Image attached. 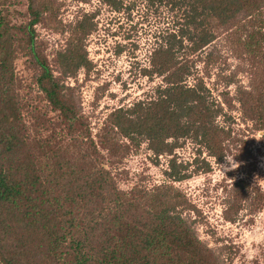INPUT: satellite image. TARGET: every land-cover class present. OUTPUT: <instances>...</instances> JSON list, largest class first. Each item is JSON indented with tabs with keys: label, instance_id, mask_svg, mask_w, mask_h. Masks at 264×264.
I'll use <instances>...</instances> for the list:
<instances>
[{
	"label": "trees",
	"instance_id": "trees-1",
	"mask_svg": "<svg viewBox=\"0 0 264 264\" xmlns=\"http://www.w3.org/2000/svg\"><path fill=\"white\" fill-rule=\"evenodd\" d=\"M98 1L118 12L130 8L127 0ZM146 1L168 4L178 14V24L157 42L143 69L160 82L151 94L110 111L96 138L36 37V25L55 12V2L29 0L30 19L21 25L0 12V264H222L184 214L190 204L179 190L160 185L125 191L102 159L146 143L156 159L169 156L166 176L182 181L194 170L176 150L190 139L201 147L199 155L217 163L234 147L241 165L250 164L255 136L235 131L225 107L228 92L226 100L218 99L205 79L217 61L211 46L218 36L237 34L251 68L236 99L242 118L252 122L251 133L264 136V0ZM97 15V9L84 10L70 24L66 45L56 52L62 75L90 68L86 40L98 29ZM19 53L36 67L38 90L57 113L47 137L34 136L25 118ZM225 79L227 86L234 81ZM203 163L205 171L212 168L210 160ZM254 189L244 175L235 180L226 219L236 221L243 207L260 209L264 198Z\"/></svg>",
	"mask_w": 264,
	"mask_h": 264
},
{
	"label": "rangeland",
	"instance_id": "rangeland-1",
	"mask_svg": "<svg viewBox=\"0 0 264 264\" xmlns=\"http://www.w3.org/2000/svg\"><path fill=\"white\" fill-rule=\"evenodd\" d=\"M53 1L55 12L36 25L40 50L54 74L72 88L77 107L96 138L110 111L129 106L151 94L160 82L159 77L144 75L143 69L149 65L150 54L157 42L178 24V14L168 4H149L146 0H127L129 10L121 12L98 0L91 3ZM28 6L29 0H2L0 12L11 24L21 25L30 19ZM94 9L98 10V29L86 40L90 68L80 69L75 76H64L57 64L56 52L65 47L68 29L77 16L84 10ZM211 49H214L217 61L210 66L211 77L205 80L218 99L224 101V94L228 92L229 103L225 107L234 118L235 131L244 134L245 139L255 136L250 164L241 165L232 143L233 148L227 157L217 163L206 153L199 155L201 147L190 139L176 150L178 159L190 161L189 170H194L182 181L166 176L169 156L161 155L156 159L146 143L122 152L119 157L106 156L102 161L112 168L118 186L125 191L133 187L153 191L160 185H172L179 190L190 204L184 214L194 221L199 237L219 253L222 264H264V201L257 211L243 207L236 215V221L225 218L227 200L237 178L243 175L249 178L255 192L264 198L263 132L251 133L252 122L242 118L240 103L236 99L237 86L249 83L250 61L242 53L237 34H220ZM15 66L22 82V93L28 100V109H25L28 126L34 136L47 137L53 132L48 126L50 120L57 113L47 105L38 90L35 83L37 69L30 59L19 53ZM199 66L200 70L204 69L203 63ZM229 75L234 81L227 86L225 77ZM59 129L56 128L55 135ZM195 158L197 161L192 163ZM203 158L212 163L209 171L204 170Z\"/></svg>",
	"mask_w": 264,
	"mask_h": 264
}]
</instances>
